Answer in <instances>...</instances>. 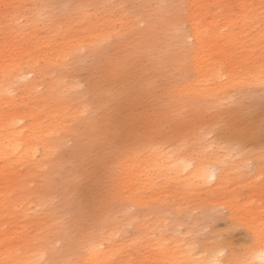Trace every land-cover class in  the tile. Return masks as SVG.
I'll return each instance as SVG.
<instances>
[{
  "label": "rangeland",
  "instance_id": "rangeland-1",
  "mask_svg": "<svg viewBox=\"0 0 264 264\" xmlns=\"http://www.w3.org/2000/svg\"><path fill=\"white\" fill-rule=\"evenodd\" d=\"M90 1L92 0H0V119L8 127L13 122L11 118L15 111L28 113L19 125L32 123L37 130L32 137V148H27L24 152L19 148L14 150L12 146L1 147L0 133V264H10L13 258H19L15 250L24 235L27 238L31 232V242H36L45 235L43 225L34 226L35 219L42 212H37L31 202V194L41 187V181L42 189L45 187V191H42L46 192L50 182L49 188L52 191L49 193H55L56 197L60 188L67 189L71 184L65 196L55 201L57 206L71 198L70 202H75L74 207L79 212L92 213L104 208L107 189L112 187L110 182L117 180V176L112 178L106 161L92 160L86 152L77 149V139L83 132V126L93 120L102 124L98 118L100 116L107 124L104 128H109L113 133L111 150L120 145H133L137 141L147 144L151 140L160 143L166 156L170 155V150L176 148L192 164H196L198 159H204L202 154L206 158H211L212 154L221 156L229 170L232 169L226 174L227 182L224 187L204 194L202 188L198 189L199 186H190L193 192L201 195L185 200L181 191L186 187L187 180L180 179L170 186V196L163 197L164 192L157 188L153 192L156 202L144 203L149 194L146 184L154 175L150 171L146 172L148 178L141 175L142 171L150 169L151 162L147 153L142 154L136 161L132 179L137 188L136 196L142 198L144 205H141L142 209L139 206H130L128 211L140 217L150 212L145 229L147 239L158 238V225L164 228L162 235L169 247L171 239L175 240L179 235L185 247L193 246L195 249H201L202 246L199 245L202 242L210 244L212 237L221 240L227 236L233 256L230 257L229 264H247L244 261L247 260V249L253 247L255 241H261L264 245V0H95L100 2L91 6L85 5ZM150 8L155 11L149 13ZM80 12L85 13L86 22L74 18ZM157 12L158 16L155 15ZM149 18L153 19L151 32L148 30ZM169 20L173 23H169ZM122 25L130 27L125 30L122 38H118L111 31L118 30ZM156 25L160 31L153 30ZM93 27L96 34H84L87 30L92 31ZM192 28L198 29L196 33L199 45L195 47L194 40L185 38L184 44L190 46L184 49L185 53L172 38L163 36L165 30L176 33L178 29L188 31ZM106 30H110L106 39H96ZM46 36H50L54 44H44ZM67 38L71 39V43H62ZM84 38L96 46V50L89 53L82 48L74 55L73 52L77 49H67L78 45ZM133 44L137 49L140 47L139 51L132 48ZM117 55H120L118 58L121 60L115 57ZM43 58L45 59L41 61ZM49 58L52 63L47 65L46 60ZM189 59L194 70L206 73L201 80L194 81L192 90L182 92L185 105L181 106V103L177 104V100L167 99L174 84L166 81L165 73L172 72L177 78L179 75L173 72L174 67L179 74H186V71L189 73V76H183L185 79L182 77L185 82L194 79L196 74L187 65ZM43 66L59 69L54 77L61 79L60 83L63 82L64 89L59 94L60 97L54 98L50 93L52 76H39ZM229 71L235 75L229 74ZM211 73L222 75L218 84L226 81L224 73L235 77L234 85L224 87L221 92L225 100L227 99L220 105L221 109L213 103L212 110L201 105L204 102L202 98L207 95V98L212 97L203 81L209 79ZM187 77L189 79L186 80ZM183 80L176 79L175 85L179 83V86L175 87V91L183 86ZM64 81L71 83L69 87ZM104 98H109L105 111L102 109L103 104L101 105ZM163 100H167L164 107ZM191 100L197 103L190 105ZM67 102L83 107L80 121L73 123ZM215 119L217 125H214ZM200 126H210L202 137ZM48 127H51L50 131L47 130ZM23 129L26 132L25 127ZM135 130L138 131L137 134ZM223 132L225 134L221 135ZM219 136L221 139H218ZM57 137L61 141L54 145ZM234 137L244 145L235 142ZM195 138L201 139L199 145L195 143ZM251 141L257 147L260 146L258 148L261 151H257L258 148ZM226 148H236L241 156L237 152L230 156L222 155V150ZM156 161L162 162L160 159ZM219 169L218 165L217 172ZM135 186L131 185V196ZM170 204L174 206L171 207ZM160 208H163L161 217L158 216ZM63 210H67V205H63L58 214ZM133 227L126 223L124 231L118 233L113 240L114 244L135 240ZM188 236L194 241L184 242L183 239ZM56 246H60V243H56ZM185 247L182 246L183 249ZM157 255L159 252L156 248L143 250L141 245H137L122 250L119 261H129L127 264H164L158 261ZM219 255L224 259L227 252L222 251ZM187 258L184 256L179 261L171 262L185 264L183 259Z\"/></svg>",
  "mask_w": 264,
  "mask_h": 264
},
{
  "label": "bare ground",
  "instance_id": "bare-ground-1",
  "mask_svg": "<svg viewBox=\"0 0 264 264\" xmlns=\"http://www.w3.org/2000/svg\"><path fill=\"white\" fill-rule=\"evenodd\" d=\"M18 1H21V0H18ZM149 1H151V0H149ZM179 1H181V0H179ZM183 1H185V0H183ZM97 2H100V1L92 0V1L88 2L85 5L91 6V5H93V4L97 3ZM168 4H170V1L168 2ZM170 7H169V9H170ZM174 7L172 6V8H174ZM155 8L153 7V9H155ZM143 10H144V8H143ZM147 10H148V8H147ZM159 10H161V9H159ZM151 11H153V10H151V8H150V12L149 13H151ZM175 11L178 12V10H175ZM157 14H159V13L158 12L155 13V15H157ZM75 15L76 16H74V18H79L80 20L86 22L87 17L85 15V13H81L80 12L79 14H75ZM148 15H151V14H148ZM163 17L165 18V16H163ZM153 18L156 19L154 16H153ZM152 20L153 19H150V22L148 24V28H149L148 30L150 32H151V28H152ZM138 21H140V20H138ZM157 21H158V19H157ZM159 21L161 22L162 19H160ZM169 23H171L170 20H169ZM172 23H173V21H172ZM161 26L163 27V25H161ZM128 27H130V26L122 25L118 30H112L111 32L116 37H118V38L121 37L122 38V36L125 34V30ZM146 30L147 29H145V31ZM153 30L154 31L158 30L157 29V25H156V27H153ZM178 30H176L177 31L176 33H172L170 30H165V31L161 30V31H163V36L164 37L172 38V40H174L176 44L180 45V49H182V51L184 49H186V48H190V46H186L184 44V42H185L184 39L187 38V37L191 38L192 40L195 41V44H193V46L198 47V45H199L198 40H197L198 39V35L196 33V30H198V29H196V28H192L190 30L187 29L188 31H183V30L178 31ZM109 31L110 30L104 31L96 39H98L100 41L106 39L108 37V32ZM145 31L142 30V32H145ZM158 31H160V30H158ZM84 34H86V35H91V34L94 35V34H96L95 27L92 28V31L87 30ZM136 36H137V34H136ZM159 36H160V34H159ZM129 37H131V35ZM142 37H143V35H142ZM143 38L141 40H144ZM145 39H147V38H145ZM146 41H149V40H146ZM146 41H144V42H146ZM141 42H139V43H141ZM51 43L54 44V42L51 40V37L50 36H46L45 39H44V44H51ZM62 43L69 44V43H71V39L67 38ZM78 43H79L78 45L67 47V49L68 48L77 49V50H75L73 52L74 55L79 50H81L82 48L83 49L84 48L87 49L89 53L93 52L94 50H96V46L92 45L91 42L86 40L85 38L83 39V41L78 42ZM136 44L139 46V44L137 42H136ZM124 45H126V44H124ZM55 46L57 47V44ZM133 47H135V45L132 46V48ZM132 48L129 51H131ZM135 48L137 49V47H135ZM138 49L135 50V51H139ZM153 50H154V48H153ZM183 52L185 53L186 50H184ZM193 52H196V51H193ZM121 53H122V51H120V54ZM122 55H123V53H122ZM119 56L117 55L115 57L118 58ZM155 56H156V54H155ZM45 58H47V57H45ZM45 58H43L41 61H43ZM124 59L125 58L123 57V60ZM119 60H121V58ZM115 61H117V59ZM126 62L129 63L128 60H126ZM187 62H188L187 65H189V68H190L189 70L194 72L196 74V76H195L194 79L191 78V80L187 77L186 80L187 79H189V80H187L185 82V80H183V78L185 79V77H183V76H189V73L186 71V74L182 73V72L179 74L178 70L175 69L174 67H172L173 72L176 73L177 75H179V76H177V78H181L184 81L183 82V86L179 87L177 91H175V89H176L175 87H178L179 83L175 85L176 79H177L176 75H173L172 72L170 74L167 73V72L165 73L166 81L169 82V83L174 84V86H173L174 89L171 88L172 91L170 92V94H167V95H169L167 97V99H172V100L175 99V100L178 101L177 104L181 103V106L184 104V101L182 99V92L184 90H188V91L192 90L194 81L201 80L203 78V76L205 75V73H206L205 71L204 72H200L198 70H194L191 67L190 59L187 60ZM51 63H52V59L49 58V59L46 60V64L47 65H50ZM185 63H186V61H185ZM107 64H109V63H107ZM173 66H176V65H173ZM106 68H107V66H106ZM183 68H184V66H183ZM186 69H188V67ZM31 70H33V69H31ZM160 70L162 71V69H160ZM57 71H59V69L57 70V69H54V68H50L49 66H43L41 68V70H40V72L42 74L39 72V76H42L43 74H46V76L50 77V78L52 76L53 80H51L52 82H50L49 86H50V93H51L52 96H54V98L60 97L59 94H62V90L64 89L63 88L64 86H62L63 82L61 81L62 83H60L61 79L57 80L54 77L55 76L54 74ZM109 71H111V70H109ZM22 73H24V71ZM217 74L218 73H211L209 75V79H207V80L203 79L204 83L206 82V84H207L209 94H212L211 95L212 97L207 98V96H208L207 95L204 98H202V100H204V102H201V105L205 106V109L209 108V110H210L212 108V106H213L212 103L217 105V106H220L224 101L227 100V99L225 100V97L221 94L222 90H224L225 89L224 87H226V86H231V85L233 86L234 85V78L235 77L228 76L225 73L223 75L225 76L226 81L224 83L218 84L220 82L219 79L222 77V75L219 76ZM229 74L235 75V74L231 73L230 71H229ZM109 77H111V76H109ZM66 79H67V77H66ZM64 83H65V81H64ZM65 84H68V87H69V85L71 83L70 84L69 83H65ZM157 84H158V82H157ZM147 86H149V85H147ZM157 86H156V88H157ZM46 88L48 89V86ZM66 89H68V88H66ZM70 89H71V86H70ZM68 92H69V90H68ZM100 97H101V95H100ZM164 99H166V98H164ZM208 99H210L212 101L209 100L210 101L209 102ZM69 100H71V99L69 98ZM108 100H109V98L102 99L101 105L103 104L102 105V107H103L102 109L103 110L107 107L106 103L108 102ZM158 100H160V99H158ZM166 102H167V100H166ZM166 102L163 104V107L166 106L165 105V104H167ZM192 103L196 104L197 102L192 101V102H190V105ZM66 104L70 107L69 112L72 114L73 123L80 121L81 120L80 118L82 116V112L84 111L83 107H81V105H79V104L77 106L75 104L74 105L70 104L69 102H67ZM169 105H171V104H169ZM187 105H189V104H187ZM219 109H221V106H220ZM164 111H166V110H164ZM167 114L168 113L166 112V115ZM27 115H29V114L28 113H24V112H20V111H15L14 115L11 118L13 120V122L11 123V126H8V127H6L7 124L3 120L0 119V133H2V138H1L2 145H1V147H3V146H5V147L12 146V148L14 150H17L19 148L21 152L26 151L27 148H32V146H33L32 137L37 132V130L34 127V124L29 123V124L23 125V126L19 125L20 121L22 119L26 118ZM218 115H219V113H218ZM149 117H151V116H149ZM98 118L101 119L100 122L102 124H98V123L95 122V120H93V122H91L90 124H88V125L85 124L83 126V132L80 134L79 138L77 139L78 140L77 141L78 142L77 143V145H78L77 149H79V150H81L83 152H86V154H88L89 158H91L92 160H95V161H106L107 166H108V170L110 171V174L112 175V178L114 177V175L117 176V178H116L117 180H115V181L112 180L111 182L109 181L112 184V187L109 188V190L107 189L108 192L106 193V196H105L104 208H102V209H100V210H98L96 212H92V213L79 212L74 207L75 202H73V204L70 202L71 198L67 202H64L63 204H60V205L57 206V204H55V201L61 200V198H63V196H65V192L67 191L68 187L71 184H69L67 189L60 188L59 189L60 193L56 197V196H54L55 193H49L50 191H52L49 188V187H51L50 186V182H49V187L47 188L46 192L45 193L43 192V191H45V190H43L45 187L42 189L43 184H42V181H41L42 180V177H41V180H40L41 181V184H40L41 187L39 189H37L36 192H33L31 194L32 195L31 202L36 207L35 210H37V212H40V213L42 212L39 215V217H37L35 219L36 221H35L34 226L35 225H40V226L43 225L44 230H45V235H44L43 238H41L40 240H38L36 242H31V232L27 235V238H25V235H24V238L21 237V240H19V243L17 244L16 250H15V251L18 252L17 255L19 256V258H13L10 261V264H127L129 261L125 262V263H122V262L119 261V258H120L119 255H120L121 251L122 250H126L127 247L131 248V247H135L137 245H141L143 250L146 249V248H148L149 250H154L156 248L158 250V252H159V255H157L156 257L158 258V261H161L164 264H173L174 262H171L172 260L179 261L184 256L188 257L187 259H183L185 264H220V263L229 264L230 257H233V256H232L230 242L227 239V236H225L221 240H219L217 237H212V241H211L210 244H207V243L203 244V242H202V244L199 245V246H202V248L201 249L200 248L199 249L198 248L195 249V247H193V246H191V248L185 247L184 243L181 240L182 237L179 235L178 238H176L175 240L171 239V241L169 243L170 244V247H169L168 243H166V240H164V237L162 235V233H164V228L161 225H158V227L156 228V229H158V231L160 233L158 235L157 239L151 240V239H147L146 238L145 229L148 226L147 221H148V217H149L148 215H150V212L145 213L144 215H142L140 217V215L135 214L133 212L131 213V212L128 211V208L130 206H139L142 209L143 206H141V205H144L143 202L141 201L142 198L136 196L137 188L135 186V182L132 179L133 178V173H134V166L136 165V161L138 160V158H141L142 154L147 153L150 156L151 162L149 164L150 169H146L145 172L142 171L141 175L143 177L146 176V178H148L149 175L146 174V172H148V171H150L154 175L153 178L149 181V183L146 184V189H147L149 194H148V197L144 200V203H149L151 201L156 202V200L153 199V197H154L153 192L156 191L157 188H161V192H164V194L162 195L163 197L170 196V193H171L170 186L172 184H174V183H177L180 179L187 180L186 187L184 188L183 191H181V195L185 196L184 197L185 200H188V199H190L191 197H194V196L196 197L197 195H201L199 192H197V193L193 192L192 189H190V186H199L198 189L202 188L204 190V191H202V193H204V194H207V192H210V191H213V190H217V189H220V188L224 187L225 182H227L226 174L230 173L232 171V169L229 170L230 168L226 164H224L223 159L221 158V156H219V155L215 156V154H212L211 158H206V156L204 154H202L203 155L202 157H204V159H198L196 164H192V162L190 160H188L187 157H185V155L182 154L180 152V150H177L176 148L174 150L173 149L170 150V155L166 156L165 153H163L162 146L159 145L160 143L159 144L157 142L154 143L151 140H148L147 144H142L141 142L137 141L133 145L125 146V147L123 145H120L117 148H115L114 150H111L110 146H113V133L109 130V128L108 129L104 128V125L107 126V124H106V122H104V120H102V116H100ZM84 120H88V119H84ZM211 120H213V118H211ZM219 120H220V118L218 119V121H216V119H215L214 123H215V121H216V123H218ZM165 123H166V121H165ZM216 123L214 125H217ZM231 123H232V121H231ZM161 124H162V122H161ZM185 124H187L186 121H185ZM212 124H213V122H212ZM255 124H256V122H255ZM214 125H212V126H214ZM71 126H73V125H71ZM187 126H188V124H187ZM210 126H208V127H210ZM24 127H25L26 132L23 129ZM208 127L207 126H200V128L202 130L201 131L202 133L200 132L201 133L200 137H202L204 135V133L206 134V130L208 129ZM216 127L219 128L220 126H216ZM259 127H261V125ZM70 128H72V127H70ZM214 128H215V126H214ZM261 129H262V127H261ZM47 130L50 131L51 127H48ZM77 130H79V129L77 128ZM159 130H161V129H159ZM71 131L75 132V130L73 128H72ZM210 131H213V130H210ZM227 131H229V130L227 129ZM231 131H232V129H231ZM51 132H53V131H51ZM137 132L138 131H136V134H137ZM183 132H184V130H183ZM78 133H79V131H78ZM214 133L216 135V132H214ZM134 134H135V132H134ZM160 134H161V132H160ZM222 134H225V133L223 132V133H221V135ZM245 134H246V132H245ZM254 134H256V133H254ZM66 135H68V133L65 134V136ZM152 135H153V133H152ZM170 136H172V135H170ZM188 136H190V135H188ZM195 136H196V134H195ZM217 136H218V134H217ZM217 136H216V138H217ZM220 136H219L218 139H221ZM248 137H250L249 134H248ZM256 137H258V136H256ZM184 138L182 140H184ZM137 139L140 140L139 138H137ZM187 139H189V138H187ZM159 140H161V139H159ZM200 140H201L200 138H195L194 139L195 143H197V144L200 143L199 142ZM258 140H260V139H258ZM60 141H61L60 137L55 138L54 139V145H58L60 143ZM188 141H190V140H188ZM234 141L239 143L240 145H244V143L241 140H239L238 138H236V137H234ZM253 141H251V142H253ZM161 142H162V140H161ZM184 142H185V140H184ZM214 142H218V141L214 140ZM251 142H250V144H252ZM253 143L256 145L255 142H253ZM259 143L262 144V142H259ZM254 144H253V146H255ZM181 145H183V144H181ZM195 145L196 144H194V146ZM236 145H238V144H236ZM179 146H180V144H179ZM224 146H226V145H224ZM176 147H178V146H176ZM226 147H228V146H226ZM238 147L236 146V148H238ZM258 147L260 148V146H258ZM258 147L256 145V148H258ZM186 148H187V146H186ZM259 148L257 149V151H261V150H259ZM45 149L48 150V148H46V147H45ZM180 149H183V148H180ZM235 149L226 148L225 150H222V155L230 156L231 154L237 152L241 156L239 150L237 151ZM262 149L264 150V147H262ZM252 150H254V149H252ZM249 151H250V149H249ZM241 152H243V150ZM237 153H235V154H237ZM244 154H245V152H244ZM248 155H249V152H248ZM252 155H253V153H252ZM80 156H81V154H80ZM244 156H246V155H244ZM199 157H200V155H199ZM252 158L250 160H252ZM156 159L157 160L160 159L162 162H157ZM217 164L220 167V169H219L220 171L218 170L219 172H217V170H216L217 167H218ZM57 165L58 164H56V166ZM239 166H237V167H239ZM58 167H59V165H58ZM117 173L119 174V177H118ZM48 180H49V178H48ZM212 182H214V183H212ZM131 185L135 186L132 196H131V192H132ZM54 187H56V185ZM6 194H9V193H6ZM211 195H214V194H211ZM4 197H6V196H4ZM4 201H7V199H4ZM164 201H166V200H164ZM63 205H67V210H63V211H61L58 214V211L60 210V208ZM170 206L173 207L174 205L170 204ZM45 208H46V210H45ZM160 209H159L160 211L158 213L159 217L163 216V212H162L163 208H160ZM171 210L174 211V209H171ZM183 217H185V216H183ZM164 220H165V218H164ZM126 223L128 225H133L134 226L133 230H134V232L136 234L135 240H133L132 242L126 241L125 243L123 241L120 245H115L113 240L116 238L118 233H122L124 231V225ZM171 228L173 229V225L171 226ZM189 232H190V230H188V233ZM194 237H196V236H194ZM183 241L184 242H190V241L193 242L194 240L190 239L189 236H188L187 238H184ZM56 243H60V246H56ZM182 246L185 247V249H183ZM261 249H264L263 243L261 241H255L254 246L253 247L251 246V248L247 249L248 250L247 254H246L247 255V260H244V261L247 264H261V261H260L259 256H258V253H259V251ZM222 251H226L227 252V255L224 257L225 261H224L223 258H220V255H219ZM241 262H243V261L241 260Z\"/></svg>",
  "mask_w": 264,
  "mask_h": 264
},
{
  "label": "clouds",
  "instance_id": "clouds-1",
  "mask_svg": "<svg viewBox=\"0 0 264 264\" xmlns=\"http://www.w3.org/2000/svg\"><path fill=\"white\" fill-rule=\"evenodd\" d=\"M261 264H264V249H261L258 253Z\"/></svg>",
  "mask_w": 264,
  "mask_h": 264
}]
</instances>
